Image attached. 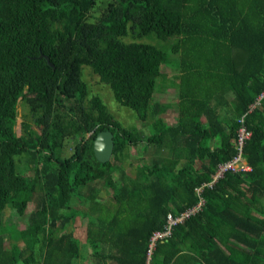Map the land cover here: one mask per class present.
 <instances>
[{
	"label": "trees",
	"instance_id": "16d2710c",
	"mask_svg": "<svg viewBox=\"0 0 264 264\" xmlns=\"http://www.w3.org/2000/svg\"><path fill=\"white\" fill-rule=\"evenodd\" d=\"M170 65L177 100L157 106L175 107L173 124L145 108ZM88 67L148 135L90 89ZM262 92L264 0H0V264H80V213L95 264H146L167 214L195 205V188L237 153L243 115L252 169L204 187L202 210L157 242L150 264H264V97L250 110ZM103 130L115 142L106 162L93 146ZM140 142L167 154L134 164ZM106 185L114 192L102 200Z\"/></svg>",
	"mask_w": 264,
	"mask_h": 264
},
{
	"label": "rangeland",
	"instance_id": "374dc122",
	"mask_svg": "<svg viewBox=\"0 0 264 264\" xmlns=\"http://www.w3.org/2000/svg\"><path fill=\"white\" fill-rule=\"evenodd\" d=\"M101 5H102L101 7H103L104 4L102 3ZM171 57L172 58L177 57V53H174V52L171 53ZM165 67L166 68L164 69V71L166 73V76L164 78L160 79V83L158 80L156 91L153 94V99L149 103H147L145 108L147 109L148 113H153V114L158 115V116L159 115L163 116L166 119L167 123L173 124L176 121L175 107L161 109L162 107L157 106V101H161V102L166 103V102H174L177 100L176 93H175V92H177V87H175L176 84H174L175 81H173V79L176 76V74L178 73V69L173 65L165 66ZM84 79L88 82L89 87L93 92H95V93L97 92L103 97V99L107 102L110 110L112 112H114V114L117 117H119V119L121 121H123L126 125H136V127L141 128L145 132L146 135L149 134V128L147 126L148 121H143L142 119L139 118V116L137 115V113L135 111H133V110H131L125 106H122L120 103H118L115 100L114 95H113L110 87L108 85H106L105 83L101 82L99 76L97 74H95L89 67L84 69ZM28 112L29 111H28L27 107L21 101L18 105V117H17V124L15 127L18 135L22 134V120L24 118L25 113H28ZM76 142L77 141L75 139H69L67 142V146L64 150L65 151L64 154H66L67 156L71 155L74 152V147H75ZM212 145H215V143L212 142ZM131 148L132 149L130 150V156H131V160L134 162V164L137 163L138 158L144 157L149 162V161L154 160V159L155 160H157V159L161 160L163 157V153H164V155L167 154L166 151H161L159 153L156 150V149H158L157 146H155L153 144H150V145L145 147V142H140L139 145L132 146ZM144 148H146L147 150L145 151ZM162 150H166V149H162ZM21 160H26V158H21ZM21 163H22L21 167L23 165H25L23 163V161ZM26 173H28V172H26ZM129 173L131 175L134 174L132 166L129 167ZM113 192H114V187L111 185H106L103 187L99 198L102 200L108 199L112 196ZM84 197L85 196L74 198L73 204L75 206H78L80 209H82L81 207H83V206L86 207L87 201H86V198H84ZM176 217L178 218V215H173V213H171V212H169L167 214V223L166 224L168 225L169 220L171 222H173L170 226L171 229H170V233L168 235L172 234V232H173L172 226H174L175 224L178 223V219ZM6 218L9 221L18 224L21 227H25V225L27 223L26 218L14 215V213L10 209L7 210V217ZM87 220H88V216H86L85 213H80L79 215H77V218L75 221V228L77 227L76 235L78 236V239L82 243V251H83L82 259L79 260V263L80 264H95L94 257L91 254V250H89V248H88L86 238L84 235V233L86 231ZM160 230H163V229H160ZM157 231H154L152 233V235L149 239V244L151 242V238L154 236V234ZM6 244H7V246H9V240L6 242ZM148 251H149V247L147 249L146 255H148Z\"/></svg>",
	"mask_w": 264,
	"mask_h": 264
},
{
	"label": "built area",
	"instance_id": "2783aa9c",
	"mask_svg": "<svg viewBox=\"0 0 264 264\" xmlns=\"http://www.w3.org/2000/svg\"><path fill=\"white\" fill-rule=\"evenodd\" d=\"M264 96V92H262L261 96L258 99L257 104H260V99ZM256 104H252V110ZM240 126L237 130V135L233 139L234 146L237 149V153L232 156V158L226 160L225 162L219 164L217 171L212 175V180L208 183H203L202 185L195 188L197 195L199 196V201L182 212L181 215L178 216V222L183 221L186 217H189L192 214H196L202 210L203 206L205 205V198L202 196V191L204 187L210 186L212 187L213 184L221 177H223L228 172H246L252 169V165L248 161L246 155L244 154L245 146L247 141L252 136V131L248 129L246 124L245 115L239 118ZM173 222L169 221L168 225L165 226L163 230H158L154 236L151 238V242L149 244V251L147 255V263L150 264L151 255L156 247V244L159 240L167 237L170 233L171 224Z\"/></svg>",
	"mask_w": 264,
	"mask_h": 264
},
{
	"label": "water",
	"instance_id": "95a60500",
	"mask_svg": "<svg viewBox=\"0 0 264 264\" xmlns=\"http://www.w3.org/2000/svg\"><path fill=\"white\" fill-rule=\"evenodd\" d=\"M48 61L53 65L50 61V58L46 55ZM114 134L110 130L99 131L97 137L94 140V153L95 156L101 161L106 162L111 159L114 151Z\"/></svg>",
	"mask_w": 264,
	"mask_h": 264
},
{
	"label": "crops",
	"instance_id": "0c3cea01",
	"mask_svg": "<svg viewBox=\"0 0 264 264\" xmlns=\"http://www.w3.org/2000/svg\"><path fill=\"white\" fill-rule=\"evenodd\" d=\"M260 96H261V95H259V96L257 97V99H256V102L253 103V104H256V106H255L254 108H256V107H258V106H259V107H262V106H263L262 100H263V97H264V96L260 99V104H257L258 99H259ZM254 108H253V109H254ZM253 109H252V110H253ZM252 110H251V111H252ZM247 159H248V158H247ZM192 206H193V205H192Z\"/></svg>",
	"mask_w": 264,
	"mask_h": 264
},
{
	"label": "bare ground",
	"instance_id": "6f19581e",
	"mask_svg": "<svg viewBox=\"0 0 264 264\" xmlns=\"http://www.w3.org/2000/svg\"><path fill=\"white\" fill-rule=\"evenodd\" d=\"M112 158V157H111ZM172 213V212H171ZM175 215V214H174ZM177 218V217H176ZM178 219V218H177ZM170 221V220H169ZM73 223V222H72ZM173 227V226H172Z\"/></svg>",
	"mask_w": 264,
	"mask_h": 264
}]
</instances>
